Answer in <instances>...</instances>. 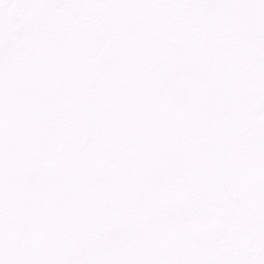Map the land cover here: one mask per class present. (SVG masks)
<instances>
[{"label":"snow or ice","instance_id":"snow-or-ice-1","mask_svg":"<svg viewBox=\"0 0 264 264\" xmlns=\"http://www.w3.org/2000/svg\"><path fill=\"white\" fill-rule=\"evenodd\" d=\"M0 264H264V0H0Z\"/></svg>","mask_w":264,"mask_h":264}]
</instances>
